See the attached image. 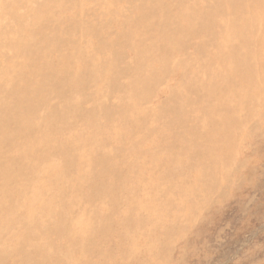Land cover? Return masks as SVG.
Instances as JSON below:
<instances>
[{"label":"bare ground","instance_id":"6f19581e","mask_svg":"<svg viewBox=\"0 0 264 264\" xmlns=\"http://www.w3.org/2000/svg\"><path fill=\"white\" fill-rule=\"evenodd\" d=\"M236 194L259 227L264 0H0V264H165Z\"/></svg>","mask_w":264,"mask_h":264},{"label":"rangeland","instance_id":"374dc122","mask_svg":"<svg viewBox=\"0 0 264 264\" xmlns=\"http://www.w3.org/2000/svg\"><path fill=\"white\" fill-rule=\"evenodd\" d=\"M141 7L142 6H140V8ZM131 9L133 11L132 7ZM154 12L153 14L156 16L160 14L158 11ZM242 33L245 34L244 32ZM249 177L252 179L253 175ZM226 186L228 187L227 184ZM200 193L206 196L207 190H200ZM222 193H224V190ZM201 195L197 197L204 198ZM228 197L229 195L218 197L220 202L212 206L210 208L211 210L208 208V210H206V208L202 209V211L197 214L200 217L199 221L193 222L185 217L179 222L180 224L177 223L176 229L173 228L174 224H167V227H165V235L169 234V236L164 240V244L169 245L171 250H169L168 247L165 248L166 253L163 256L166 260L165 264H239V261L240 264H264V215H261L264 211H259L258 216L262 217V222L259 227H257L255 223L256 218L251 216L257 214V212L255 214L254 210V201H251V203L249 202V204H244L241 203L237 194L234 195V197L232 196V200H228ZM187 205L190 206L191 203L186 201L181 203L183 209L180 212L182 214H189V211H186V209H189ZM71 209H74V206H70L69 211ZM91 211V207L85 210V216L92 215ZM72 213L74 212L70 214ZM91 217H93V215ZM93 221L94 223H92L95 224L94 217ZM53 224L54 223H51L50 225L54 226L55 224ZM91 229H93V227ZM106 234H108V231ZM47 238L53 242V245H57L58 247L63 246L59 245L61 241H68L67 238L59 237L55 231L54 234L47 236ZM237 238H241L242 242L235 245L233 241ZM173 241L175 246L171 244ZM144 247L138 248L139 253L137 252L136 254L137 259L135 258L130 262L122 259V262L125 264H145V260L154 257L157 252L147 251ZM76 250L78 251L79 248L76 247ZM48 252H50V250H48ZM59 254L67 255L68 253L62 248ZM68 255H70L71 258L79 256L76 258L80 263L81 258L79 253L73 252ZM88 256L91 258L89 253ZM42 258L43 254L34 256L32 260L41 261ZM161 259L162 252L159 254V264ZM55 260L56 259L51 260V258H49L48 264H51V262L52 264H56L54 263Z\"/></svg>","mask_w":264,"mask_h":264}]
</instances>
